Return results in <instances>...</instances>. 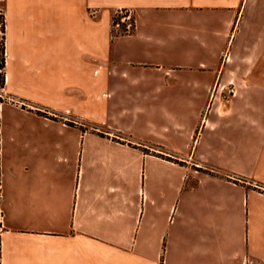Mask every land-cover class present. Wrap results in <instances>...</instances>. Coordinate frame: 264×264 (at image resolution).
<instances>
[{
    "label": "crops",
    "instance_id": "obj_1",
    "mask_svg": "<svg viewBox=\"0 0 264 264\" xmlns=\"http://www.w3.org/2000/svg\"><path fill=\"white\" fill-rule=\"evenodd\" d=\"M3 52L1 264H264V0H0Z\"/></svg>",
    "mask_w": 264,
    "mask_h": 264
},
{
    "label": "rangeland",
    "instance_id": "obj_2",
    "mask_svg": "<svg viewBox=\"0 0 264 264\" xmlns=\"http://www.w3.org/2000/svg\"><path fill=\"white\" fill-rule=\"evenodd\" d=\"M116 14V13H115ZM13 66V65H12ZM13 67H11L12 69ZM13 70V69H12ZM5 83H6V74H5V70L4 69H0V91H2V89L5 87ZM57 89L58 91V95L61 96L60 91H62L61 89H63V85L61 83H59V85L57 87H51L48 83H44L43 82V86L41 87V92L42 93H53L54 91ZM91 93H94V90H91ZM19 101L16 100L15 98H13V96L10 95V104L13 105L14 107H23V108H27L26 105H20L18 103ZM92 99H90L89 103L86 105L90 110H93V112L97 113L98 116H100L101 118H103L105 116L106 121L109 125H111V127H119L122 130L125 131H131L133 129H136V122L131 120L129 118V113L126 110L127 106L125 105H120V107L122 108V114L118 116L117 119L108 117V115H104V110L108 111L112 104L113 101L111 102V100L109 101H105V103L103 102H93ZM51 108V107H50ZM42 114H46L48 112H52L54 114L59 113L61 111H56L55 109H49V107H43L42 111H39ZM12 113V109L9 108V115ZM57 114L59 117H53V119L59 123L62 124H66L70 127H74L77 124H80V127L82 128H86V129H98V128H104L103 126H99L96 122L93 121H65V120H61V115ZM119 137H125V136H119ZM1 254V252H0Z\"/></svg>",
    "mask_w": 264,
    "mask_h": 264
},
{
    "label": "built area",
    "instance_id": "obj_3",
    "mask_svg": "<svg viewBox=\"0 0 264 264\" xmlns=\"http://www.w3.org/2000/svg\"><path fill=\"white\" fill-rule=\"evenodd\" d=\"M115 23H113V29L117 35L114 36H121V35H130L135 31L136 24L133 18L132 12L130 10H119L115 14ZM1 191V186H0ZM0 220H1V212H0ZM1 221H0V252H1ZM247 264H250V261H246ZM1 264V259H0Z\"/></svg>",
    "mask_w": 264,
    "mask_h": 264
},
{
    "label": "trees",
    "instance_id": "obj_4",
    "mask_svg": "<svg viewBox=\"0 0 264 264\" xmlns=\"http://www.w3.org/2000/svg\"><path fill=\"white\" fill-rule=\"evenodd\" d=\"M115 20H117V18H115V16H114L113 23H115ZM2 29H3V31H5V22H4V20H2ZM113 34L117 35L115 33L114 29H113ZM4 68H5V55H4V52H3V55H0V69H4Z\"/></svg>",
    "mask_w": 264,
    "mask_h": 264
}]
</instances>
